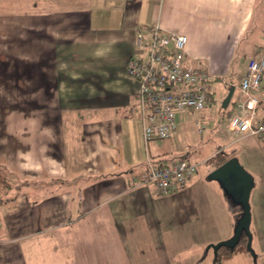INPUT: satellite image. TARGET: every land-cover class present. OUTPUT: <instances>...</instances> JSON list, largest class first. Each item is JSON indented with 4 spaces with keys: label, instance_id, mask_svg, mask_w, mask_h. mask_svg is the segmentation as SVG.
<instances>
[{
    "label": "crops",
    "instance_id": "1",
    "mask_svg": "<svg viewBox=\"0 0 264 264\" xmlns=\"http://www.w3.org/2000/svg\"><path fill=\"white\" fill-rule=\"evenodd\" d=\"M22 1L24 10L0 12V166L10 186L0 188V198L13 196L0 202V264L101 262V246L107 249L102 262L112 261L116 241L139 239V228L153 233L157 249L173 245L175 226L153 224V201L180 202L197 175L168 195L137 182L148 150L134 105L138 85L126 64L137 37L147 42L153 28L183 34L187 64L202 67L210 83L225 79L234 89L232 108L238 83L230 78L237 71L241 78L246 68L237 58L256 49L244 36L257 0ZM261 25L255 28L263 34ZM262 76L264 84V70ZM255 111L264 114V103ZM226 135L228 145L239 144L253 177L249 227L252 242L264 248V137ZM228 215L221 233L199 234L197 241L229 238L237 217ZM205 223L217 229L215 220ZM83 247L92 260L83 259ZM157 249L147 254L170 256ZM221 264L249 262L239 253Z\"/></svg>",
    "mask_w": 264,
    "mask_h": 264
},
{
    "label": "rangeland",
    "instance_id": "2",
    "mask_svg": "<svg viewBox=\"0 0 264 264\" xmlns=\"http://www.w3.org/2000/svg\"><path fill=\"white\" fill-rule=\"evenodd\" d=\"M52 1L54 3L60 2V0ZM257 2L258 6H256L253 15L254 21L244 36L245 41L251 44L253 48L256 47V49L254 52L249 51L246 55L237 58L238 66L243 62L247 67L249 59L259 60V58H264V48L261 47L264 46V0H257ZM26 3L27 1L22 0H15L13 3L0 0V12L2 10H24L21 4L25 5ZM26 7L30 8V5ZM257 24H262L261 30H263V34L259 32L260 28H255ZM245 71L246 68L242 75ZM240 74L241 71H237L233 75V78H230L233 84L236 85L239 82ZM226 79L230 81L228 78ZM224 82L225 79L223 81L213 80L209 85L211 92L206 97L207 103L198 115L199 125L202 126L201 132H197L193 121L182 120L181 122L185 125L177 133L168 139H158L157 141L149 142L147 146L148 154L153 158L160 156L169 158L170 160L171 158L185 155L192 162H196L197 174L195 173L194 176L197 175L195 179V181L197 180V185L192 187L190 193L186 194L184 199L180 202L178 200L175 202L155 200L152 204L155 208L153 218L157 219V222L153 224H158V227H161L162 224L166 227L169 225L171 227L175 226L173 228L175 232L170 237L174 242L173 245L165 241V244L158 246L159 250H165L170 256L156 257L153 254L148 255V250L150 251L152 248L157 249L156 245L150 243L154 241V238L151 239L153 233L151 231L144 232L142 228H139V239L136 238L137 235L133 239H130V237L134 235L129 236L125 241H118L116 239L117 248L116 252L111 253L112 261L102 262L104 260L102 256L107 254V249L106 246L105 248L101 246L99 250L100 254L98 253L101 262L83 263L84 261H82V264H216L214 263V252H212L211 248H208V244L202 245L201 241H197L201 238L199 234L207 236L214 234L216 231L221 233L224 227L223 222L231 220L228 214L232 213L233 216L238 217L240 208L229 201L228 196L220 188L219 183L207 179L208 173L212 170V165L205 161L217 149L222 148L227 151L234 149V156L238 158L244 169H246L244 162L247 164L244 154L239 153V144H237L238 146L228 145L230 140V137L226 135L229 132L226 128L228 117L220 108L222 99L228 92V87L225 86ZM248 151L249 154H252L249 149ZM246 170L248 171V169ZM219 189L220 193L218 192ZM10 191L12 190L10 189ZM9 194H6V196L9 197ZM221 208L223 209V216L220 211ZM225 216L226 219H224ZM212 219L216 221V230L209 225L208 227L204 226V228L201 226L202 222L205 223L206 221L208 223ZM232 224L234 225V221ZM193 229L194 233L190 234V231L193 232ZM123 235L120 234L119 236L122 237ZM262 238V242L264 243V236ZM255 242H251V249L254 251L255 256L257 255L254 259L256 261L255 264H264V248H260ZM158 249L156 252H158ZM90 250V247H83L82 257L86 261L92 260ZM132 250L137 255L133 259L130 255ZM160 255L162 254L159 253ZM248 257L249 264H254L249 253Z\"/></svg>",
    "mask_w": 264,
    "mask_h": 264
},
{
    "label": "built area",
    "instance_id": "3",
    "mask_svg": "<svg viewBox=\"0 0 264 264\" xmlns=\"http://www.w3.org/2000/svg\"><path fill=\"white\" fill-rule=\"evenodd\" d=\"M150 35L145 43L137 37L135 56L125 67L128 77L138 85L134 105L145 148L149 142L174 135L180 117L193 121L197 132H201L198 115L211 92L209 74L185 60V35L162 34L158 27ZM263 70L264 58L249 59L238 82L237 102L226 123L235 136L264 137V114L258 117L255 111L264 103ZM196 172V162L189 159L163 161L147 152L137 182L153 185L158 195H168L183 189Z\"/></svg>",
    "mask_w": 264,
    "mask_h": 264
},
{
    "label": "water",
    "instance_id": "4",
    "mask_svg": "<svg viewBox=\"0 0 264 264\" xmlns=\"http://www.w3.org/2000/svg\"><path fill=\"white\" fill-rule=\"evenodd\" d=\"M233 90V87L229 86L226 96L222 99L221 107L223 109L229 103ZM207 179L219 183L220 188L226 193L229 201L238 205L240 208V212L233 226L232 235L219 242L210 243L208 248H211L214 254L221 247L232 249L244 234L246 239L245 248L248 250L252 260H254L255 254L251 249L252 234L249 227L251 221L249 197L254 185L253 177L243 168L238 158L231 156L228 160L210 170Z\"/></svg>",
    "mask_w": 264,
    "mask_h": 264
},
{
    "label": "trees",
    "instance_id": "5",
    "mask_svg": "<svg viewBox=\"0 0 264 264\" xmlns=\"http://www.w3.org/2000/svg\"><path fill=\"white\" fill-rule=\"evenodd\" d=\"M264 30V29H263ZM229 88V87H228ZM222 112H224L227 117L230 116V101L227 104L226 108H222ZM234 149H230V150H223L222 148H219L216 150V152L210 156L209 158H207V160L205 161L206 163L212 165V169L216 168L218 165H220L221 163H223L224 161L228 160L229 157L234 156ZM180 159L182 158H186L188 159L189 157L182 155L181 157H178ZM6 175H7V171L6 169L2 168L0 166V188H4V189H8L9 183L8 180H6ZM12 197L10 198H6V199H2L0 198V202H4V201H10V199H12ZM239 242L234 245L232 247V249L226 248V247H221L219 248L216 253L214 254L215 258H214V263L216 264H221L227 260H230L233 258V256L237 255V254H243V256L245 255V257H248V250H246L245 248V244H246V239H245V235L243 234L240 238H239ZM257 256V255H256ZM255 256V257H256ZM249 258V257H248ZM252 262L255 264L256 261L252 260Z\"/></svg>",
    "mask_w": 264,
    "mask_h": 264
}]
</instances>
